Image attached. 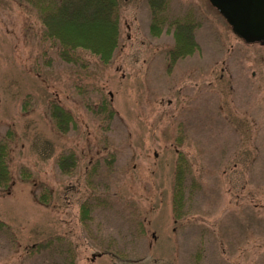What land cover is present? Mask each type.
<instances>
[{"label": "rangeland", "instance_id": "1", "mask_svg": "<svg viewBox=\"0 0 264 264\" xmlns=\"http://www.w3.org/2000/svg\"><path fill=\"white\" fill-rule=\"evenodd\" d=\"M34 4L0 0V264H264V43L163 0L196 43L172 61L175 27L118 0L109 62L68 61Z\"/></svg>", "mask_w": 264, "mask_h": 264}, {"label": "trees", "instance_id": "2", "mask_svg": "<svg viewBox=\"0 0 264 264\" xmlns=\"http://www.w3.org/2000/svg\"><path fill=\"white\" fill-rule=\"evenodd\" d=\"M150 1L151 32L159 34L165 24L175 27L177 41L175 46L168 50L169 59L174 61L184 56L189 52L185 50V45H196L192 40L190 28L183 22H187V18H169L160 7L163 0L159 2L160 5L156 4L157 1ZM34 5L44 30V37L59 41L60 55L65 56V60L71 61L69 52L84 49L97 55L102 63L109 62L118 42V0H35ZM52 113H56L53 114L54 117L60 116L61 121L71 117V114L58 104H55ZM6 149L7 141L4 140L0 142V161L6 157ZM1 175L0 178L5 181L7 172L4 165L0 167ZM182 185V180L178 181L177 194L180 196L183 194Z\"/></svg>", "mask_w": 264, "mask_h": 264}, {"label": "water", "instance_id": "3", "mask_svg": "<svg viewBox=\"0 0 264 264\" xmlns=\"http://www.w3.org/2000/svg\"><path fill=\"white\" fill-rule=\"evenodd\" d=\"M245 42H264V0H209Z\"/></svg>", "mask_w": 264, "mask_h": 264}]
</instances>
